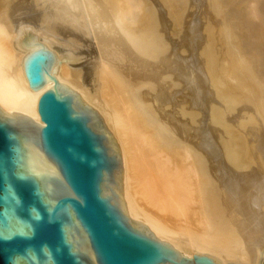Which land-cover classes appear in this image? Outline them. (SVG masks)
I'll return each mask as SVG.
<instances>
[{
	"label": "bare ground",
	"instance_id": "bare-ground-1",
	"mask_svg": "<svg viewBox=\"0 0 264 264\" xmlns=\"http://www.w3.org/2000/svg\"><path fill=\"white\" fill-rule=\"evenodd\" d=\"M160 1L0 0V106L10 112L30 113L34 122L43 125L37 98L51 87V81L39 91L30 90L24 73L27 52L21 47L23 31L39 36V45L56 53V59H73L56 66L60 85L81 93V99H90V105L99 107L115 131L129 217L144 221L153 236L170 241L182 254H210L222 264H264V152L257 151L255 158L259 159L255 162L247 136H239L244 130L237 135L230 129L236 127L238 118L231 119L235 121L233 125L226 109L223 111L229 123L225 122L223 112L214 114L216 100L210 98L214 88L210 90V78L204 72L209 53L201 54L207 57L205 60L200 59V51L195 55L197 45H194L198 42H194L198 34L190 45L187 44L190 41L182 44L181 39L186 38L163 37L162 29L170 28L169 25L162 28L166 25L164 16L174 12L162 0L165 9L173 13L163 11ZM176 1L182 3L181 7L187 4L189 12L192 10L189 8H200V3L202 7L206 3L204 6H209L218 18L219 11L224 9L220 18L226 34L221 23H217L224 37L232 36L233 43L229 36L225 38L229 41H222L223 35L215 37L221 44L225 42L226 48V42L231 43L228 47L237 42L239 48L233 47L241 53L240 56L235 54L240 57L239 64L233 61L236 59L231 52L233 47L226 49L230 53L225 51L231 54V58L227 55L229 60L234 57L236 73L247 87L241 84L248 88L241 89L245 100L237 97L240 102L224 89L235 101L229 112L235 113L234 116L245 115L244 110L251 111L258 106V111H252L255 115L259 112L257 115L264 122V0H207L208 4L206 0ZM198 7L194 9L198 15H202L199 12L206 14V10L210 16L206 8L199 11ZM187 10L182 11L187 14ZM188 14L195 17L196 12ZM202 16L197 24L206 25H202L206 28L204 32H211L209 27L217 28L208 23L206 15L208 22ZM183 18L175 17V20H182L181 25H184ZM218 18L215 19L220 21ZM183 27L188 36L187 25ZM213 31L214 34L216 31ZM163 34L167 37L166 32ZM204 34L209 35V50L216 47L217 38H214L216 44L213 41L214 44H209L212 35ZM205 39L207 37L202 43L206 44ZM181 45L191 46L190 50L189 47L182 50ZM224 47L221 45L219 49ZM215 55L211 57L214 56L216 62L220 56ZM223 58L221 55L219 59ZM199 61L206 62L204 68ZM86 62L90 67L85 66ZM236 73H230L231 77L233 74L236 77ZM247 90L251 96L245 94ZM246 95L250 98L254 95L258 105L252 102L254 107L250 106L252 98L248 97V103ZM210 101L214 102L213 107ZM253 118L255 122L262 120ZM258 124L261 126V121ZM255 128L251 131L255 132ZM259 130L254 137L259 135V150L264 151V124Z\"/></svg>",
	"mask_w": 264,
	"mask_h": 264
},
{
	"label": "water",
	"instance_id": "water-1",
	"mask_svg": "<svg viewBox=\"0 0 264 264\" xmlns=\"http://www.w3.org/2000/svg\"><path fill=\"white\" fill-rule=\"evenodd\" d=\"M24 73L43 125L0 106V264H222L182 254L132 220L120 149L99 107L60 85L73 61L23 31Z\"/></svg>",
	"mask_w": 264,
	"mask_h": 264
},
{
	"label": "rangeland",
	"instance_id": "rangeland-1",
	"mask_svg": "<svg viewBox=\"0 0 264 264\" xmlns=\"http://www.w3.org/2000/svg\"><path fill=\"white\" fill-rule=\"evenodd\" d=\"M161 1H162V0H161ZM161 1H160V3H161ZM163 1L166 3V6H167L168 8H170V9H171V8H172V9L175 8V9H176V10L174 9L175 11L171 9V11H173L174 13L171 12V11H169L170 9H167V8L165 9V5H164V2H163ZM163 1H162V4H163L164 6L161 4V8H162V10L164 9L163 11H165V12L167 11V14H171V13L174 14V15L172 14V15H169V16L165 14L166 16H168V17H167L168 20H167L166 16H164V20L166 19V20H165V24H166V25H165L164 27H162V28H167L168 25L170 26V28L168 27V29H167L168 31H167L166 29H162V35H163V37L166 38V39L169 38V40H170L171 37H172V38H173V37H176V38H179V39H181V38H183V39L186 38V40L184 39L185 41L181 39L182 44H186L187 41H190V42L187 43L188 45H190V43H192V40L194 39V36H196V34H198V35H197L198 38H196V40L194 39V40H195L194 43H196V42L199 43V44L196 43V44L194 45V46L197 45V46H196L197 49H196V51H195V55H196L199 51H200V54L198 53V54L200 55L199 57H201L203 54L205 55V54L209 53L208 55H210V56L207 55V57L211 60V61H210L209 59H207L206 62H208V63H206L205 61H204V62L202 61L203 63H201V62L199 61V63L202 64V65H203V68H204V63H206L207 65H209V61L211 62L210 65H209V66H210L209 69L207 68V69H208V70H207L206 67H208V66L205 65V68H204L205 70H204V69H203V70H204V72L206 73V75L208 76V78H210V79H208V80H209V87H210V90L212 89V87H213L214 89L216 88V89H215L216 92H214V89H212L213 91L211 90V91L213 92V93L211 92L212 95L215 93V94L213 95V97H211L212 95L210 96V98H212L213 101H214V99H215L216 101H215V103L212 102V101H210V102L212 103V107H213V103H214V105H215L214 107H215V108H219V111H217V110L215 111V108H213V109H214L213 112H214V114H216L215 112H218L216 115H219V114H221V113L223 112L222 114L225 115V113H224L225 110L223 111V109H226V111L228 112V115H229V116H227V115L224 116V120H225L226 123H229V122H232V123H233V122H235L234 120L238 118V119L236 120V121H239L238 124H237V122H235V123H236V127L233 126V125H235V123H233V125H232V124H225V125H228V126H226V127H230V125L233 126V127H230V129L233 128L232 130L236 131L237 135H239V134H240L241 132H243V130H244L245 133L243 132V133L240 134L239 136H244V134L247 136V137H245V138L247 139L248 144L252 146V147H251V151H253L252 154L254 155L253 157L255 158V156H257V155H256V154H257V151H259V152H264V151H262V150H261V151L259 150V149H261V148H260V147H261V146H260L261 144L259 145L260 142L258 141V140H259V135H258V138H257V136L254 137V135H256L257 132H260V130H262V129L259 130V127L261 128V126L264 124V122H262L263 119L257 115V114H259V112L256 114L257 116L255 115V113H256L255 111H258V110H256V109H258V106H257L258 103H257V100H256V103H255V99H256L255 97H254V99H253V96H254V95H252V97H251L254 101L249 97V96H251L252 93H249L248 90H247L248 93L245 92V94H249V96L246 95V96H247L246 99H247V101L251 99V101H250L251 103H249V101H248V103L251 104L250 106H252V104H253L252 102H254L255 105H254V104H253V105H254V106H257V108L254 107V106H252V107H254L255 109H254V108H253V109L250 108V110L252 109V110H255V111H252V110L249 111L248 109H247V110H244V112H242V113H244V114L246 113L245 115H242L241 113H238V114H240L241 116H240V115L234 116L235 113H231V112H229V108L235 103L234 100H237L236 102H240V101H239L240 98H239V100H238V99H236L237 97H241V101H242V100H245V99H243V98H245V97H244V92H243V91H244V90L246 91V89H248V88H246L247 85L245 84L244 80L240 79L241 76L239 77L238 73H236L238 70L236 71L235 68H234V66H233V65H234V62H235V64H236V61L238 62V64H239V62H240V61H238V60H240V57H239V56H240L241 53L239 54V50H238V49H235V47H233V46H236V45H237V42L234 43L233 46H230V45H231L230 42L232 41V43H233V39H232V36L230 37V35L227 34V35L229 36V39H232V40H230V42H226V43H227V48H228V50H231V48L233 47L234 49L232 48L233 50H231L232 54L234 53V54H233L234 56H236L235 54H238V55H239V56H238V55L236 56V59H237V57H239L237 60H236L234 57H233V58H234L235 60L232 58L234 62L232 61V59L229 60V57L231 58V54H230V55H229V54H226V51H227V53H228L229 51L226 50V49H227L226 47H224V46H226L225 42H223V43L221 44V40H222V41H224V40H225V41L228 40V39H225V38H228V36L225 35V37H224V32H225V34H226V33H227V30H226V28H225V26H224V24H223V21H222L221 18H220V17H222V16H221V15H222L221 13L224 11V9H221V10L219 11V12H221V13H220L221 15L219 14L220 17L218 18V16L214 17V16H215V12L210 11L211 9L208 8L209 6H208V7H205V6H206V5H205L206 3L203 4V7H202V3H200V4H201V6H200L201 9H204V10H205V8H206V9L211 13V14L209 13L210 16H207V11H206V10H205L206 14H205L204 12H199V13H201L202 15L205 14V15L208 17V19H209L210 21H211V19H212V21H211V23H210V21L206 19L207 17H206L205 15H203V16L200 15V14L198 15L197 11L194 10V9L197 8L198 6H196L195 8H189V9H192V10H190V12H189V10H187V8H186V7H187V4L185 5V3H183V4H184V5H183L184 7H181V6H182V5H181L182 3H179V4H178V2H177L176 0H174V1L170 0V1L173 2L172 5H174V3H176V6H178V7L176 8V6L174 7V6L170 5V3H171L170 1H168V2H167V0H166V1L163 0ZM202 1H205V0H202ZM202 1H201V2H202ZM169 2H170V3H169ZM206 2H207V4H208V1H207V0H206ZM167 3H168V4H167ZM203 3H204V2H203ZM200 4H199V5H200ZM179 5H181V6H179ZM204 5H205V6H204ZM162 6H163V7H162ZM169 6H171V7H169ZM188 7H189V6H188ZM200 8L198 7V10H199V11H201ZM177 9H178V11H177ZM181 9H182V10H183V9H186V10H187V12H186L187 14H184L185 12L182 11ZM209 9H210V10H209ZM204 10H203V11H204ZM222 10H223V11H222ZM179 11H180V12L182 11L181 14H182V15L184 14V18H185V15H187V18H188V19H187V18L184 19V18L182 17V15H180ZM165 12H163V13H165ZM169 12H170V13H169ZM175 12H176V13H175ZM192 12H193V14H194V12H196L195 17H196V15H198V16H197L198 18L202 16V19H206L207 22L209 21V22H208L209 24H211V25H213V26H215V27H217V28L213 29L214 27H212V28L209 27V29L211 30V32H210V31H209V32H204V30L206 31V28L203 29V27H202V25H204V24H202V25H200L199 23L197 24V22L199 21L198 18H196L197 20H195L194 15L192 16V15L188 14V13H192ZM212 13H214V14L212 15ZM223 13H224V12H223ZM176 14H179L180 16H177ZM209 14H208V15H209ZM188 15H189V16H188ZM211 15L213 16V18L211 17ZM217 15H218V14H217ZM191 16H192V17H191ZM170 17H171V18H170ZM172 17H174V20L172 19ZM175 17H176V18L178 17V19H182V18H183V20H185L186 22L189 21L188 23H186L185 21H183V24H184V25H185V24L187 25V28H188L189 31H190V32H188V29H187L188 36H189L190 38H189L187 35H185V32H186V31H184V29H185L186 26L183 27L184 25H181L182 20H180V21L177 20V19L175 20ZM180 17H181V18H180ZM203 17H204V18H203ZM205 17H206V18H205ZM209 17H210L211 19H210ZM215 18L220 19V21H222V22L217 21V19H215ZM169 19H171V20H169ZM190 19H191V20H190ZM202 19L200 18V21H201ZM187 20H188V21H187ZM213 20H214V21H213ZM172 21H173V23H172ZM174 21H175L176 23H175ZM177 21H178L179 24L177 23ZM191 21H192V22H191ZM194 21H195V22H194ZM202 21H203V20H202ZM202 21H201V23H202ZM215 21H216V23H217V22H218V23H221V28L223 27L224 32L221 31V30H223V29H221V28L219 29V24H218V23H217L218 25L216 26ZM184 22H185V23H184ZM205 22H206V21H205ZM213 22H214V24H213ZM189 23H191V24H189ZM192 23H193V24H192ZM194 23H195V24H194ZM176 24H177V25H176ZM188 24H189V25H188ZM222 24H223V25H222ZM173 25H174V26H173ZM179 25H180V26H179ZM195 25H197V26H195ZM198 25H199V27H198ZM211 25H209V26H211ZM191 26H192L193 28H192ZM194 26H195V27H194ZM179 27H181V28H179ZM190 27H191V28H190ZM196 27L198 28L197 31L195 30ZM204 27H206V25H204ZM178 28H179L180 30H179ZM183 28H184V29H183ZM200 28H201V30H200ZM177 29H178V30H177ZM190 29H192V30H190ZM163 30H165V31L163 32ZM170 30L174 33V36H173V33L170 32ZM185 30H186V29H185ZM212 30H214V31H216V32L213 31V32H214V34H213V33H212ZM217 30H218V32H217ZM219 30H220L221 35L219 34ZM179 31H180V32H179ZM195 31H196V32H195ZM165 32H166V36H167V37H165V36H164L165 34H163V33H165ZM168 32H169V33H168ZM175 32H176V33H175ZM203 32L206 33V34H209V33H210V36L212 35V36L210 37V39H212V38H213V39L210 40L211 43H209V44H214V43H215L214 40H215L217 37L219 38V37H221V36L223 35V39L221 38V40H220V39L217 38L216 40H218V41H216V43L218 44V42L220 41V42H219V43H220V46L222 45V46L225 48V49H224V48H223V49L221 48V50H222V51H223V50H224V51L226 50V51H225V52H224V51L221 52V50L219 49L220 46L217 47V44H216V43H215V44H216V47L213 46V47H215V49L212 47V48L214 49V50H213V49L210 47L212 50H211V49L209 50V47H208V46H210V45H207V44H208V40H209V39H208V36H209V35L205 36V34H204ZM167 33H168V34H167ZM170 33H171V35H170ZM183 33H184V34H183ZM190 33H191L192 35H191ZM199 33H200V34H199ZM211 33H212V34H211ZM217 33H218V34H217ZM193 34H194V35H193ZM201 34H202V35H201ZM168 35H170V36H168ZM176 35H177V36H176ZM179 35H180V36H179ZM199 35H200V37H199ZM213 35H214V36H213ZM215 35H216L217 37H215ZM197 36H196V37H197ZM201 37H202V38H201ZM203 37H204V38L207 37V39H205V40L207 41L206 44H205V43H202V41L204 42V38H203ZM172 38H171V40H172ZM192 38H193V39H192ZM214 38H215V39H214ZM166 39H165V40H166ZM189 39H190V40H189ZM200 41H201V42H200ZM206 41H205V42H206ZM212 41H213L214 43H213ZM228 41H229V40H228ZM167 42H169V41H167ZM167 42H166V44H168ZM229 43H230V45H229V47H228V44H229ZM218 45H219V44H218ZM181 46H184V45H181ZM185 46H187V45H185ZM185 46H184V47H185ZM184 47H183V48H184ZM188 47H189V50H190V47H191V46H188ZM188 47H185L184 49H183L182 47H180V50H181V48H182V50H185V51H186V49H187ZM198 47H199V48H198ZM201 47H202V49H201ZM237 47L239 48L238 45H237ZM237 47H236V48H237ZM203 48H204V49H203ZM217 48H218V50H220V53H221V55H222V58H223V56L227 58V55H229V57H228L227 59H226V58L219 59V58L221 57V55H220L219 51L216 50ZM229 48H230V49H229ZM199 49H200V50H199ZM182 50H181V51H182ZM187 50H188V49H187ZM205 50H206V52H205ZM207 50H208V51H207ZM237 50H238V51H237ZM203 51H204L205 53H203ZM209 51H210V52H209ZM215 51H216V52L218 51V52H217L218 54H217V53H215V54L220 56L219 58H218V56H217V58H216V62L218 63L219 68H217L218 66L216 65L217 63L215 62V58H214V56L211 57V54L215 55L214 53H211V52H215ZM233 51H234V52H233ZM196 52H197V53H196ZM237 52H238V53H237ZM181 53H184V55H186L185 52H181ZM189 53H190V52H189ZM224 53L226 54V56H225ZM229 53H230V52H229ZM198 54H197V55H198ZM201 54H202V55H201ZM187 55H188V53H187ZM197 55H196V56H197ZM216 55H215V56H216ZM244 56H245V55H244ZM205 57H206V56H202L200 59H203V58H204L203 60H205V59L207 58V57H206V58H205ZM210 57H211V58H210ZM245 57H246V56H245ZM197 59H199V58H197ZM200 59H199V60H200ZM217 59H219L218 61L221 60V61H220L221 63L218 62ZM225 59H226V60H225ZM212 60H213L216 64H215L214 62H212ZM223 60H224V63L222 62ZM87 64H88V65H87ZM200 64H199V65H200ZM214 64H215V66H217L216 68H215V66H214V67H211V66H213ZM221 65L223 66V68L226 69V70H224V71H227V73H228L229 71H231L230 73H236V75H237L236 77H237V78L234 76L235 74H233V77H235V79H234L233 77H231L232 74H230V73H228V74H230V76H229L227 73H226L227 75H225L224 71H222L223 68L221 67ZM85 66H86V67H90V64H89L88 62H86ZM200 66H201V65H200ZM235 66H236V65H235ZM201 67H202V66H201ZM210 68H212L213 70H210ZM220 68H221V70H220ZM236 68L238 69L237 66H236ZM209 70H210L211 72L213 71V73L211 74V72H210ZM208 71L210 72L211 75L209 74ZM220 71H221V72H220ZM223 73H224V74H223ZM239 74H240V73H239ZM210 76H211V77H210ZM213 76H214V77H213ZM215 76H216V78H217L218 80H215V79H216ZM218 77H220V80H219ZM223 77H224L226 80H229V79L231 78V81H226V80L224 81V78H223ZM229 77H230V78H229ZM222 78H223V79H222ZM232 78H233V79H232ZM211 79H212V81H211ZM221 80H222V82H225V84H223V83L221 82ZM233 80H234V81H233ZM214 81H215L216 83H215ZM217 81H218V82H217ZM219 81H220V83H219ZM211 82H212V83H211ZM228 82H229V83H228ZM230 82L233 83V84H231L232 87H231V85H230ZM242 82L244 83V85H245L246 87H244L243 84H241ZM210 83H211V84H210ZM212 84H213V85H212ZM214 85H215V86H214ZM216 85H217V87H216ZM221 85H222V86L224 85L223 87H225V88H223ZM226 85H227V86H226ZM241 85H242V86H241ZM242 88H243V91H241ZM244 88H245V89H244ZM224 89H228V90L230 91V93H232L234 96H236V97L234 98V100L232 99V98H233V95L231 96V97H232V98H231V97L229 96V95H231V94L229 93V91H228V90H224ZM225 91H226V92L228 91L229 95H228ZM231 91H232V92H231ZM249 91H250V89H249ZM224 92H225V93H224ZM238 92H241L242 95H243V97H242V95L240 96L241 93L238 94ZM250 92H251V91H250ZM216 93H217V95H216ZM236 94H238V96H237ZM215 95L217 96V98L219 97V99L215 98ZM228 97H230V98H228ZM248 97H249L250 99H249ZM212 99H211V100H212ZM217 100H218L219 102H218ZM217 102H218V104H216ZM221 102H222V103H221ZM219 103H221V104H219ZM222 104H223V105H222ZM218 106H220V107H218ZM222 106H223V108H222ZM221 108H222V110H221ZM213 109H212V110H213ZM247 111H248V112H247ZM219 112H221V113H219ZM222 114H221V115H222ZM226 114H227V113H226ZM226 116H227L228 120H229V119L231 120V119H234V118H235V119H234V120H231V121H229V122H227V121H226V120H227ZM230 116L233 117V118H230ZM239 116H240V117H239ZM253 117H257V119H259V120L262 119V120H260V121H261V126H259V124H258L260 121L258 122V120H257V122H255L254 119H256V118H253ZM249 122H250V123H249ZM254 122H255V123H254ZM252 123H253V124H256L255 127L258 128V129H257V130H258L257 132H256V128L253 126ZM251 125H252V128H251ZM258 126H259V127H258ZM253 127L255 128V132L253 131L254 133L251 131V129H254ZM234 128H237V130H241V131H238V132H237V130H235ZM242 129H243V130H242ZM227 130H229V128H227ZM249 130L251 131V133H250ZM239 132H240V133H239ZM248 132L250 133V135L248 134ZM252 133H253V134H252ZM251 136H252V137H251ZM252 139H253V140H252ZM256 141H258V143H257ZM250 143H251V144H250ZM257 144H258V145H257ZM256 146H259V147H256ZM262 148H263V146H262ZM254 151H255V152H254ZM254 153H255V154H254ZM253 157H252V159H254ZM256 159L258 160L259 157H258V158H257V157L255 158V160H254L255 162H257ZM259 163H260V161H259Z\"/></svg>",
	"mask_w": 264,
	"mask_h": 264
}]
</instances>
